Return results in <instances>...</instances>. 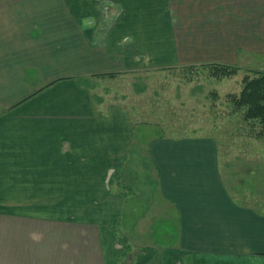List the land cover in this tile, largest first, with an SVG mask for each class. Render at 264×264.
Wrapping results in <instances>:
<instances>
[{
	"label": "crops",
	"instance_id": "0c3cea01",
	"mask_svg": "<svg viewBox=\"0 0 264 264\" xmlns=\"http://www.w3.org/2000/svg\"><path fill=\"white\" fill-rule=\"evenodd\" d=\"M95 1L0 0V264H264L262 194L237 198L213 137L148 142L170 226H143L132 116L77 79L257 63L264 0H111L124 15L105 37Z\"/></svg>",
	"mask_w": 264,
	"mask_h": 264
},
{
	"label": "rangeland",
	"instance_id": "374dc122",
	"mask_svg": "<svg viewBox=\"0 0 264 264\" xmlns=\"http://www.w3.org/2000/svg\"><path fill=\"white\" fill-rule=\"evenodd\" d=\"M95 2L101 17L97 24L101 31L98 32L105 37L109 26L122 19L124 9L111 0ZM188 67H195V70H188ZM237 67L240 71L232 78H216L203 64L138 66L118 73L115 78L85 77L87 89L101 99L102 105L123 106L132 116L131 161L123 178L125 183L134 185L141 192L129 207L133 215L145 212L147 218L143 226L150 230H155L154 226L160 222L158 219L170 215V210L157 195L156 174L147 155L148 142L155 138H215L223 161L231 163L230 167L223 165V175L226 181L234 184L231 187H236L233 193L237 198L247 199L246 194L252 193L262 194L261 199H264L263 191L254 193L256 186L261 189L257 174L262 173L264 178V138L247 135L248 129L242 118L230 114L233 104L227 98L241 92L242 80L249 71H264V60ZM260 163L262 168L258 169ZM251 164H256L254 170L250 169ZM162 220L164 224L161 226H170L168 217Z\"/></svg>",
	"mask_w": 264,
	"mask_h": 264
},
{
	"label": "trees",
	"instance_id": "16d2710c",
	"mask_svg": "<svg viewBox=\"0 0 264 264\" xmlns=\"http://www.w3.org/2000/svg\"><path fill=\"white\" fill-rule=\"evenodd\" d=\"M203 66L208 68L216 78H232L238 75L240 71L237 66L220 63L203 64ZM187 69L195 70V67H188ZM117 74L105 73L93 75L92 77L93 79L115 78ZM77 79L81 85L89 88L85 77H78ZM94 97L97 104H102L101 99ZM227 98L233 104L230 114L242 118V123L248 129L247 135L264 138V71H249L242 80L241 92L238 95H228ZM103 121H106L104 117Z\"/></svg>",
	"mask_w": 264,
	"mask_h": 264
}]
</instances>
